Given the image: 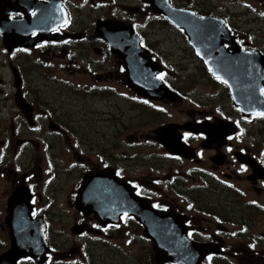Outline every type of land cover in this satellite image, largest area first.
<instances>
[{"label":"flooded vegetation","instance_id":"af4514ba","mask_svg":"<svg viewBox=\"0 0 264 264\" xmlns=\"http://www.w3.org/2000/svg\"><path fill=\"white\" fill-rule=\"evenodd\" d=\"M160 1L0 0V264H158L151 238L185 240L187 262L264 264V0H166L175 23ZM171 36L221 95L180 116Z\"/></svg>","mask_w":264,"mask_h":264},{"label":"rangeland","instance_id":"374dc122","mask_svg":"<svg viewBox=\"0 0 264 264\" xmlns=\"http://www.w3.org/2000/svg\"><path fill=\"white\" fill-rule=\"evenodd\" d=\"M82 18L84 20H87V18L90 16L88 14L82 13ZM162 39L164 38L163 35H165V32H161ZM180 41V48L175 44V41ZM162 51L164 55H167L169 59H166L165 63L167 64L170 69H172L175 74L171 75V79L174 78V76L177 75V79H174V83L179 88L186 89L184 93H188L187 101H184V104H182V101L173 102L180 107H175V113L177 116H180V108L184 107L186 102L192 101L194 98L200 102H206L207 98L209 97H215L221 95L217 94L216 90L212 89V86L210 83H207L205 78H202L201 72H200V63L192 58V55L190 54V51H188L187 47L184 44L183 40H180L179 38H175L173 36L166 38L165 42L162 45ZM178 89V88H177ZM140 116L141 113L138 112ZM185 116V113H183ZM182 116V115H181ZM144 120L149 121L147 116L144 114L142 116ZM181 118V117H180ZM151 128H153V123L150 124ZM93 127H88L89 130H92ZM98 129H107V126H98ZM150 128V129H151ZM101 133V132H100ZM54 156L56 158H61L62 154L54 153ZM1 188H0V200L2 201L5 197H3L6 186V180H0ZM0 234L3 235V231L0 228ZM4 255V254H2Z\"/></svg>","mask_w":264,"mask_h":264},{"label":"water","instance_id":"95a60500","mask_svg":"<svg viewBox=\"0 0 264 264\" xmlns=\"http://www.w3.org/2000/svg\"><path fill=\"white\" fill-rule=\"evenodd\" d=\"M156 11H159V13H162L165 16H167L170 21H174V17L175 16L172 15L171 13H169L168 9H165V10L158 9ZM129 37H130V35H129ZM209 44H211V43L209 42ZM111 46H112V44H111ZM206 48H211V47L210 46H203V47L200 48L201 53H199V56L202 57V59H205V57H207V55L210 58V54H208L209 51ZM214 49H216V46H214ZM119 58L123 60V65L125 66V68L126 69H129L128 67L131 66V64H130V61L127 60V52L125 50H124V52L122 54H119ZM212 58H214V54H212ZM212 58H210V65L211 66H212ZM206 63H208L207 58H206ZM213 63L216 64V61L214 60ZM141 66L142 65L139 66V70H142L144 68L147 69V65H145L144 68H142ZM163 240L164 241H167V238L166 239H163ZM169 240H171V239H169ZM152 243H153L154 254L156 255V260H158L159 263H162L163 260L169 259V258H166L169 255L165 251H163L162 246L160 244L156 245L154 240H152ZM168 243H170V242H168ZM172 244H174L175 246H177L179 248H181V247H187V244L185 243L184 240H180V239H177L176 238V239L173 240V242L171 240L170 253H171V246H172ZM176 254H177V252H176ZM14 255L15 254H13V256ZM193 264H199V262H196V263H193Z\"/></svg>","mask_w":264,"mask_h":264}]
</instances>
